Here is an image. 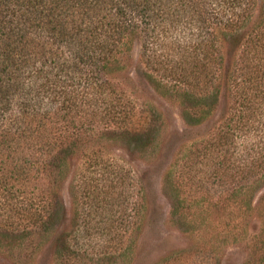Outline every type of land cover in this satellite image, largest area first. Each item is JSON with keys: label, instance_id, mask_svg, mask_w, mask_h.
Returning <instances> with one entry per match:
<instances>
[{"label": "trees", "instance_id": "16d2710c", "mask_svg": "<svg viewBox=\"0 0 264 264\" xmlns=\"http://www.w3.org/2000/svg\"><path fill=\"white\" fill-rule=\"evenodd\" d=\"M136 46L138 85L178 102L188 127L231 103L208 139L187 145L185 170L174 162L166 171L171 219L187 233L219 228L222 241L244 242L246 264H264V193L254 204L264 188V0H0V247L21 254L47 244L55 264H127L143 187L103 157L105 144L151 154L166 126L127 74ZM73 161L82 163L77 205L89 201L95 218L102 209L97 224L117 246L81 241L96 228L78 224L81 211L68 224L59 190ZM181 174L217 199L184 195ZM124 196L126 221L114 217ZM211 242L199 252L217 264Z\"/></svg>", "mask_w": 264, "mask_h": 264}, {"label": "rangeland", "instance_id": "374dc122", "mask_svg": "<svg viewBox=\"0 0 264 264\" xmlns=\"http://www.w3.org/2000/svg\"><path fill=\"white\" fill-rule=\"evenodd\" d=\"M138 54L139 49L136 46L127 74L135 86L139 88L138 94L141 99L147 101V103H152L162 113L166 126L160 138V144L151 154H132L130 151L121 148L119 144H105L103 157L127 165V169L129 168L135 172L143 187V192L137 197L140 202L139 231L131 235L130 233L125 235V245L127 246H132L135 239L127 264H161L166 258L180 251L192 252V264H210L211 261L199 252L204 248L207 241H212L213 248L209 252L212 257H216L217 264H246L249 260V252L244 242L235 243L236 240L231 238L225 242L222 241V235H217L219 228L215 231L211 228L208 231L200 230L199 232L198 230L190 233L180 229L170 217V203L165 197L163 188V178L169 166L176 162L178 168L184 169L187 159L184 156L187 154V145H191V141L208 139L214 129L220 125L225 117L227 118L231 103L225 98L222 99L216 111L206 123L195 128L188 127L181 118L178 102L163 98L153 93L150 88L138 85L135 69ZM76 162L73 161L70 173L59 190L68 211V224H72L75 213L81 211L83 218L79 219L78 224L85 228L96 226L93 232H91L92 230L91 233L89 232L91 235L87 236L88 238H82L81 241L84 240L89 248L94 246L99 248L104 244L117 246V240L111 241V236L105 237L102 235L101 228L106 226L107 223L102 222L99 226L97 224V220L105 217V214H102V209L97 210L100 218H95V208L91 209L89 201H85L84 205L81 201L77 205L75 195H73L75 192L72 191L71 186L77 176L75 171L77 174L80 172L82 163ZM180 180V187L186 196L191 193L194 199H208L212 197L208 194L210 192L217 199L219 195V192L215 190H201L196 184L197 181L189 183L187 177H183V174H181ZM263 193L264 188L257 192L254 204L258 202ZM123 200L124 204H121L122 200L119 198L114 201L116 205L114 217L118 218L124 215L126 221V217L130 212V198L124 196ZM249 214L252 217L248 221L253 228L257 221L255 218L256 213L251 214L250 212ZM125 223L129 224V222ZM197 225H200V223L197 222ZM70 229L72 230L71 227ZM125 230L124 225L122 231ZM207 244L210 245V243ZM46 246L47 244L35 248L31 247L25 249L21 254L0 247V264H55L52 253L46 250ZM211 264L215 263L212 262Z\"/></svg>", "mask_w": 264, "mask_h": 264}]
</instances>
